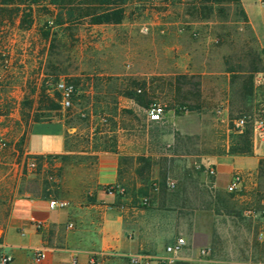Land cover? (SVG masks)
Listing matches in <instances>:
<instances>
[{"label":"rangeland","instance_id":"obj_1","mask_svg":"<svg viewBox=\"0 0 264 264\" xmlns=\"http://www.w3.org/2000/svg\"><path fill=\"white\" fill-rule=\"evenodd\" d=\"M243 1L264 33L259 0ZM125 28L140 35L136 57L127 55L134 37L128 42L122 35ZM110 33L115 34L112 41ZM180 55L189 60L192 74L172 75V61ZM31 61L36 75L45 63L40 82L26 78ZM151 61L157 73L145 79ZM204 69L232 74L228 79L201 78L198 73ZM59 79L75 88L68 109L45 90L46 81ZM0 96L10 113L7 126L58 122L66 127L61 155L27 153L24 135L19 144L0 152L13 161L19 191L91 200L92 194L82 190L93 186L94 160L98 154L115 153L127 183L140 182L146 190L148 200L141 207L171 217L172 239L207 229L213 264H264V220L246 213L264 203V161L249 200L239 196L242 192L216 190L207 163L223 152L220 126L232 129V121L242 115L264 120V49L240 0H113L111 5L0 0ZM227 96L230 106L222 113V97ZM151 101L165 106L157 122L144 113ZM173 115L186 118L178 124L191 126H174ZM141 140L145 145L135 148ZM125 150L138 154L124 155ZM167 182L174 189L167 190ZM248 250L254 252L252 258H247Z\"/></svg>","mask_w":264,"mask_h":264},{"label":"crops","instance_id":"obj_2","mask_svg":"<svg viewBox=\"0 0 264 264\" xmlns=\"http://www.w3.org/2000/svg\"><path fill=\"white\" fill-rule=\"evenodd\" d=\"M240 3L259 48L264 49V33L257 30L244 1L240 0ZM259 5L264 9L261 2ZM122 35L128 42L134 37L133 49L131 46L127 47V55L136 57L141 50L138 45L140 35L127 28L123 30ZM114 36L115 34L110 33L109 41H112ZM184 56L173 59L172 75L193 73L189 69V60ZM154 66L151 61L150 69L143 76L145 79H152L157 73ZM44 67L45 63L41 68L45 69ZM42 69L36 75L35 63L29 62L26 75L28 82H40ZM198 74L201 78L226 75L228 79L232 72L216 73L204 69ZM223 98L224 108L220 111L222 113L230 106L229 96L225 100ZM202 114L198 113L200 117ZM170 121L174 126H191L178 124L186 121L184 116L173 115ZM219 129L225 133L223 152L207 160L209 169L214 171L213 187L226 191L232 175L236 173L240 176V188L237 192L244 193L239 196L249 200L247 194L257 187L259 163L264 159V129L257 132L251 128L249 155L228 154L231 136L236 133L230 126H220ZM4 130L12 147L19 144L24 135L22 147L27 153L46 156L61 155L65 152L66 127L58 122H34L27 128L6 126ZM181 133H187V129H181ZM135 143V148L145 145L143 140ZM137 154L127 153L125 150L124 155ZM118 159V154L101 153L94 160L93 186L89 188V192L85 188L82 190L83 195L92 194L91 200L58 198L55 200L67 202L66 207L51 210L48 201L52 198L34 197L23 189L19 191L14 183L15 168L12 159L0 154V248L10 257L9 264H71L72 259L76 260V264H127L126 257L135 253H143L156 260L165 259L167 255L164 247L175 239L171 237V233L175 231L173 221L170 220L171 217L160 215L157 209L141 207L140 198L145 196L146 190L140 182H136L134 186L127 183ZM131 170L130 168V174L133 175ZM107 176L110 178L106 179ZM114 182L125 187L126 193L123 197H112L103 191L104 185ZM160 231L164 235H160ZM167 231H170L168 237L165 234ZM209 241L207 229H192L186 239L187 245L176 257L175 264L216 262L209 257L210 254L205 258L198 255L200 248L209 247ZM35 250L42 252V259L37 262L33 258ZM253 254L252 250L246 251L247 258H252Z\"/></svg>","mask_w":264,"mask_h":264},{"label":"built area","instance_id":"obj_3","mask_svg":"<svg viewBox=\"0 0 264 264\" xmlns=\"http://www.w3.org/2000/svg\"><path fill=\"white\" fill-rule=\"evenodd\" d=\"M263 0H259L262 2ZM45 90L46 92H52L56 96V101L62 109H68L72 107L73 97L75 95V88L74 86L67 81L64 80H55V81H46L45 82ZM140 93V90H137ZM164 105L158 102L151 101L146 106L144 113L146 119L150 122H157L161 120L164 115ZM10 117V113L3 107L1 96H0V152L4 149L8 148L10 145V138L7 135V132L4 128L7 126L8 119ZM250 124L251 128L254 131H261L264 129V120L256 119L252 115H242L232 121V130L234 132H240L246 125ZM27 166L33 167V163H27ZM210 175L214 174L212 169L208 170ZM175 185L173 182L166 183V189L172 190L174 189ZM240 188V176L236 173L232 175L231 181L228 184L226 191L227 192H237ZM105 194L112 196V197H123L126 193V189L120 183L114 182L102 187ZM153 191H157L158 188L153 186ZM148 198L146 196H142L140 198V203L142 205L146 204ZM258 210H251L248 209L246 213L253 217L259 218L264 220V203ZM67 202L50 199L48 201L49 209L53 210L55 208H64L66 207ZM186 239L184 237H177L174 241L164 247V252L167 255L165 259L156 260L146 254L143 253H135L132 255L127 256V264H175L176 257L178 254L182 252V250L186 247ZM210 254L209 247H202L198 250V255L202 258L207 257ZM34 261H40L42 259V252L41 250H35L33 254ZM10 257L7 254H2L0 257V264H9ZM71 264H76V260L72 259Z\"/></svg>","mask_w":264,"mask_h":264},{"label":"trees","instance_id":"obj_4","mask_svg":"<svg viewBox=\"0 0 264 264\" xmlns=\"http://www.w3.org/2000/svg\"><path fill=\"white\" fill-rule=\"evenodd\" d=\"M35 1V0H32ZM100 4L111 5L113 0H97ZM264 7V0L261 2ZM115 19H106L103 21H117ZM100 21V20H99ZM102 21V20H101ZM46 34V33H45ZM44 34V35H45ZM236 134L231 136V140L228 146V154H238V155H249L251 154V127H244L240 132H235ZM264 161L260 160L259 165ZM259 166V168H260Z\"/></svg>","mask_w":264,"mask_h":264}]
</instances>
